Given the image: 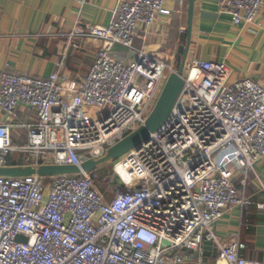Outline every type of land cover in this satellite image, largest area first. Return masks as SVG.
I'll use <instances>...</instances> for the list:
<instances>
[{"label": "built area", "instance_id": "2783aa9c", "mask_svg": "<svg viewBox=\"0 0 264 264\" xmlns=\"http://www.w3.org/2000/svg\"><path fill=\"white\" fill-rule=\"evenodd\" d=\"M167 1L119 0L109 25L77 24L71 40L101 43L85 76L64 73L76 42L49 78L1 74L0 111L8 122L0 124V168H81L145 124L175 65L137 40L172 16ZM173 1L178 14L187 8V0ZM218 1L235 26L255 24L264 9V0ZM235 78L226 61L187 60L184 89L166 124L139 150L110 162L121 182L110 200L91 173L49 183L38 175L0 177V264H201L194 255L206 241L227 264H256L242 255L239 236L223 242L212 232L231 207L253 205L246 196L251 176L264 195L255 172L264 160V84ZM23 106L36 111V123H14ZM18 127L27 131L23 145L13 144ZM220 153L242 160L241 192L238 178L215 164ZM14 155L21 157L17 167Z\"/></svg>", "mask_w": 264, "mask_h": 264}, {"label": "crops", "instance_id": "0c3cea01", "mask_svg": "<svg viewBox=\"0 0 264 264\" xmlns=\"http://www.w3.org/2000/svg\"><path fill=\"white\" fill-rule=\"evenodd\" d=\"M167 4L173 10L172 16L160 18L152 28L141 31L137 40L138 47L146 48L165 62L173 61L188 27L187 8L178 14L175 1L169 0ZM118 7L119 0H0V75L6 72L49 78L58 70L67 45L76 42L79 49H68L64 73L71 79L85 76L101 43L92 39L73 41L67 34L77 24L109 25L115 20ZM116 55L123 60L128 56L119 48ZM191 58L226 61L235 72V79L252 78L264 84V9L255 24L235 26L231 17L221 12L218 0H196L187 59ZM37 120L36 111L23 106L14 123L33 124ZM7 122L8 117L0 111V124ZM12 138L14 145H23L27 142V131L18 127L13 130ZM215 157V164L240 183L242 160ZM255 172L264 183V160L256 163ZM246 196L253 205L231 207L212 226V232L223 242L239 236L246 246L242 255L250 262L264 264V210L257 207L264 204V195L259 193V181L254 176L249 179ZM208 264L227 262L217 257L210 258Z\"/></svg>", "mask_w": 264, "mask_h": 264}, {"label": "water", "instance_id": "95a60500", "mask_svg": "<svg viewBox=\"0 0 264 264\" xmlns=\"http://www.w3.org/2000/svg\"><path fill=\"white\" fill-rule=\"evenodd\" d=\"M195 6L196 0H187L188 27L186 32L181 36L180 44L174 57L175 72L171 74L167 80L145 124L110 148L103 159L86 162L81 168L76 166H43L39 169H33L31 167H9L0 168V177L21 178L38 175L43 178H52L79 175L82 172L93 174V172L103 164L110 161H117L131 151L139 150L144 144H147L151 136L158 133L166 124L184 89L183 73L189 48L192 43ZM18 241L26 242V239L20 237ZM203 250H205V252L194 255L195 261H201V264H208L210 258L216 259L218 257L217 247H215L214 243L211 241H206L203 244ZM210 250H212V253L207 254V251Z\"/></svg>", "mask_w": 264, "mask_h": 264}, {"label": "trees", "instance_id": "16d2710c", "mask_svg": "<svg viewBox=\"0 0 264 264\" xmlns=\"http://www.w3.org/2000/svg\"><path fill=\"white\" fill-rule=\"evenodd\" d=\"M10 163H11V166H13V167L19 166V164L22 163L21 157L14 155L11 158ZM102 169H103V166L98 168L96 171L93 172V175L95 176L94 178H95L96 187L97 188L100 187L102 189V186L100 185V182H101L102 184L108 185L110 187V189L114 192L115 190L118 189L119 185L121 184L120 180L115 177L114 172L110 173V172L106 171L105 169L104 170H102ZM112 171H113V169H112ZM237 185H238L239 192H241L242 186L240 185L239 180L237 182ZM101 189L100 190L98 189V190L105 196V198L107 200H110V198L108 197L107 192H106L107 190L106 189L101 190Z\"/></svg>", "mask_w": 264, "mask_h": 264}, {"label": "rangeland", "instance_id": "374dc122", "mask_svg": "<svg viewBox=\"0 0 264 264\" xmlns=\"http://www.w3.org/2000/svg\"><path fill=\"white\" fill-rule=\"evenodd\" d=\"M176 52V51H175ZM176 54V53H175ZM187 60H189V59H187ZM171 61H172V59H171ZM171 61H167L166 63H168V64H170V62ZM172 63H174V61L172 62ZM225 156L226 157V154L225 153H220L219 155H216L217 157H221V156ZM216 157L214 158V161H216ZM111 162V161H110ZM110 162H107L105 165H103V169L102 170H106V171H108V172H110V173H113V171H112V165H110ZM217 162H220V161H217ZM112 171V172H111ZM51 178H45V182L46 183H49V182H51ZM99 183V182H98ZM99 185V184H98ZM100 185L102 186V189H106L107 191V195H108V197L111 199V198H113L118 192H120V190L119 189H117V190H115L114 192L110 189V187L108 186V185H106V184H102L101 182H100ZM98 189L100 190L101 188L100 187H98ZM101 189V190H102Z\"/></svg>", "mask_w": 264, "mask_h": 264}]
</instances>
